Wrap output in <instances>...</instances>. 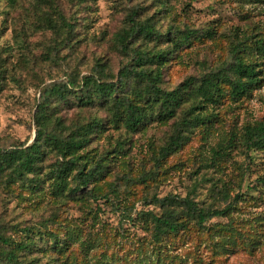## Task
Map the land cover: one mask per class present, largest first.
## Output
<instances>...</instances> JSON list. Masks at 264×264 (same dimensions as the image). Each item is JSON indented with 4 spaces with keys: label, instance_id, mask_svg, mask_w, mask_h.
<instances>
[{
    "label": "rangeland",
    "instance_id": "rangeland-1",
    "mask_svg": "<svg viewBox=\"0 0 264 264\" xmlns=\"http://www.w3.org/2000/svg\"><path fill=\"white\" fill-rule=\"evenodd\" d=\"M135 12L136 19L152 18L160 31L190 34L179 48L130 39L132 48L172 50L163 68L165 89L228 69L240 52L258 61V82L239 99L224 83L219 102L200 109L210 117L206 125L169 153L163 148L191 101L168 122L151 117L130 132L122 122L110 124L111 110L82 105L74 92L67 101L52 99L50 113L62 124L51 128L64 136L105 119L79 151L90 163L118 142L125 147L74 194L57 191L68 179L43 182L59 160L49 148L38 188L6 182V171L0 173V231L20 239L29 229L32 243L20 258L28 264H264V146L248 149L243 137L248 125L264 121V55L254 46L264 41V0H0V151L33 141L37 105L51 83L79 84L90 74L118 79L134 52L120 50L117 36ZM169 193L188 195L205 209L230 208L204 227L191 223L156 242L151 216L161 208L154 198ZM0 264L10 263L0 258Z\"/></svg>",
    "mask_w": 264,
    "mask_h": 264
},
{
    "label": "trees",
    "instance_id": "trees-1",
    "mask_svg": "<svg viewBox=\"0 0 264 264\" xmlns=\"http://www.w3.org/2000/svg\"><path fill=\"white\" fill-rule=\"evenodd\" d=\"M135 16L136 12L129 15V27L117 36L118 48L127 53L133 51L134 54L132 63L122 66L116 81H102L101 77L90 74L79 84L73 79L68 82L55 81L48 89L42 91L34 115L37 130L33 141L30 144L0 151V173L6 171V182L21 181L26 186L38 188L40 183L36 177L42 171L41 163L49 148L56 151L59 160L44 174L43 182L68 179L66 183L61 181V188L57 191L60 194L65 191L74 194L101 175L110 164V159L124 149L125 142H118L112 152L90 163L79 151L95 134L102 131L106 124L105 119L96 118L79 124L64 136L51 128L55 124H62L61 118H56L50 113L49 104L52 99L67 101L69 93L74 92L82 105L98 103L111 110L110 124L117 126L122 122L130 132L139 130L151 117L157 118L160 122H168L176 116L178 109L186 101H191L184 117L176 123L175 135L170 137V141L163 148V153H169L182 145L197 126L206 125L210 117L204 115L200 109L219 102L224 83L230 85L231 96L239 99L258 82V61L255 63L245 59L239 51L240 54L235 56L228 69L210 72L199 81L188 78L176 88L165 89L162 87L163 68L171 58L172 50L159 47L132 48L130 39L139 36L148 42L164 40L174 48H179L188 42L190 34L186 32L174 35L170 34L169 30L160 31L152 18L140 20ZM62 24L70 25L67 21H63ZM58 29H61V26ZM254 46L258 53L264 55L263 40H257ZM99 64L103 67V64ZM100 71H103V68ZM243 137L248 149L263 147L264 121L248 125ZM71 176L73 185H70ZM154 201L161 208L159 215L151 216L154 225L153 237L156 242L171 233L190 228L191 223L204 227L208 220L225 215L230 208L228 205L222 209H205L188 195L181 197L173 193L155 196ZM22 231L24 237L20 239L0 231V258L10 264H28V261L20 260L21 252L28 250L32 241L29 229L25 228ZM54 246L62 248L63 245L55 241Z\"/></svg>",
    "mask_w": 264,
    "mask_h": 264
}]
</instances>
